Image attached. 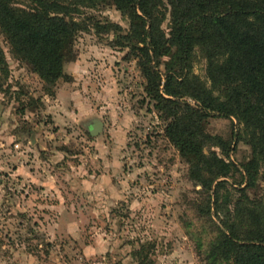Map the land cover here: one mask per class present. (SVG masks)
I'll return each instance as SVG.
<instances>
[{
    "label": "rangeland",
    "instance_id": "rangeland-1",
    "mask_svg": "<svg viewBox=\"0 0 264 264\" xmlns=\"http://www.w3.org/2000/svg\"><path fill=\"white\" fill-rule=\"evenodd\" d=\"M65 1L81 30L54 84L0 29L8 66V76L0 73V264H140L145 256L147 264H227L214 248L243 210L264 209L262 177L247 184L252 149L238 138L242 126L212 115L187 129L183 118L180 138L198 149L191 161L168 130L175 111L181 117L198 103L172 98L176 107L148 95L124 39L131 22L113 2ZM192 61L210 85L201 47Z\"/></svg>",
    "mask_w": 264,
    "mask_h": 264
},
{
    "label": "trees",
    "instance_id": "trees-1",
    "mask_svg": "<svg viewBox=\"0 0 264 264\" xmlns=\"http://www.w3.org/2000/svg\"><path fill=\"white\" fill-rule=\"evenodd\" d=\"M74 1L78 5L108 0ZM109 1L131 22V32L124 39L137 53L148 95L159 104L176 107L172 98L189 97L198 103L197 109L185 107L181 117L176 111L172 115L168 134L180 149L191 161L198 158L195 143L180 138L183 118L187 129L192 123L201 128L212 115L235 118L242 126L238 138L252 149V159L244 165L247 184L255 186L259 176L264 181V0H167L171 7L168 35L162 29L164 0ZM72 6L65 0H0L2 33L14 53L46 84L65 77L64 63L81 30L71 17ZM196 47L206 53L210 85L192 73ZM163 58H168L165 84L158 71ZM0 73L8 76L1 46ZM227 174L219 173L217 178ZM223 185L220 182L218 190ZM243 211L242 222L232 223L214 253L227 264H264V209ZM148 259L145 256L140 264Z\"/></svg>",
    "mask_w": 264,
    "mask_h": 264
},
{
    "label": "water",
    "instance_id": "water-1",
    "mask_svg": "<svg viewBox=\"0 0 264 264\" xmlns=\"http://www.w3.org/2000/svg\"><path fill=\"white\" fill-rule=\"evenodd\" d=\"M100 129H101V125H98V126L96 127V131H95V133H97Z\"/></svg>",
    "mask_w": 264,
    "mask_h": 264
}]
</instances>
